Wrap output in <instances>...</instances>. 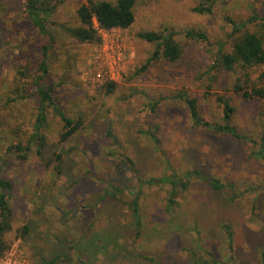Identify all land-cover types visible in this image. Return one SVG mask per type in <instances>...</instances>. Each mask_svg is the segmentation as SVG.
<instances>
[{
    "label": "rangeland",
    "instance_id": "rangeland-1",
    "mask_svg": "<svg viewBox=\"0 0 264 264\" xmlns=\"http://www.w3.org/2000/svg\"><path fill=\"white\" fill-rule=\"evenodd\" d=\"M51 1L55 24L48 27L53 42L44 82L54 86L55 105L69 117L81 116L83 128L59 143L62 121L50 108L40 155L34 141L26 159L8 149L32 133L33 78L40 48L49 41L33 27L20 0H0V170L13 184L11 229L4 235L8 248L0 264H38L41 254L59 255L54 264H211L215 259L261 264L264 159L255 151L264 134V98H244L232 90L239 69L209 67L216 41H227L231 31L227 18L264 17V0H216L209 13L193 11L203 0H137L134 22L126 29L102 30L97 43L78 42L60 26L76 25V7L86 0ZM166 27L178 32L180 58L147 62L154 46L137 33ZM188 29L204 31L208 40L186 37ZM246 29L264 39V20L251 21ZM105 64L120 74L109 94L96 77ZM249 72L251 83L264 86V66ZM178 92L194 97L208 121L221 119L216 98H228L234 107L231 123L255 142L194 125L186 106L173 97ZM108 128L117 142L105 135ZM55 153L63 156L61 174L51 169L54 162L46 163ZM125 156L141 178L195 169L229 185L216 191L192 179L169 213L164 211L167 186H142L144 224L135 236L129 201L137 189ZM103 180L124 193L99 201ZM24 224L31 230L21 239Z\"/></svg>",
    "mask_w": 264,
    "mask_h": 264
},
{
    "label": "trees",
    "instance_id": "trees-1",
    "mask_svg": "<svg viewBox=\"0 0 264 264\" xmlns=\"http://www.w3.org/2000/svg\"><path fill=\"white\" fill-rule=\"evenodd\" d=\"M136 1L137 0H86V2L80 3L76 7L77 24L73 26L62 24L60 26L69 37L78 42L97 43L101 40L100 32L102 30L108 31L114 28L126 29L134 22V6ZM215 1L216 0H203L200 4L193 7V11L209 13L212 11ZM20 2L33 27H35L41 35L47 36L49 41L48 45H43L40 48L41 59L38 62L33 78L34 87L32 96H34L35 115L32 133L30 137L23 142L18 141L15 144H11L8 148L13 153H16L17 158L26 159L30 150L31 141L35 142L36 153L38 155L41 154L42 148L46 145V138L42 129L47 124V115L50 108L53 109L62 121V128L57 138L58 142L61 144L68 141L83 128V118L81 116H76L75 118L69 117L60 107L55 105L53 99L55 96L54 86L44 82L49 70L48 49L53 42V35L48 27L55 24L52 17L56 10V4L51 0H20ZM248 19L247 21L236 22L227 18L226 21L232 24L231 31L227 34V41H216L217 50L209 70L215 72L222 69L224 71L234 72L236 69H239L241 74L237 75L234 79L231 86L232 90L236 93H240L244 98L263 99L264 86H257V84L251 83L249 69L257 65L264 66V39L262 35L248 31L246 25L254 20H264V17L259 18L257 16H251ZM177 33V31L167 27L158 31H139L137 36L146 42L152 43L154 46L147 62L152 59H162L170 63L178 61L182 53V48L174 38ZM184 35L191 39L208 40V36L202 30L188 29L184 31ZM227 44H229L228 49L226 48ZM115 84L116 82H105L102 85V87L105 88V94L112 93ZM173 97L186 106L188 115L194 125L203 127L217 134L227 135L234 140L255 142V140H252L247 134L238 132L235 125L231 123L234 107L229 103L228 98L224 96H218L216 98L217 102L222 105L221 119L219 121H208L204 119L199 112L197 101L194 97L188 96L184 92H178V94ZM105 135L111 138L113 142H117L110 128H108ZM149 135L152 138L155 137L153 133ZM255 155L264 159V134L260 137ZM123 162L131 170L132 176L136 182L137 190L132 192L129 201V208L131 209L130 221L132 222L135 236L140 234V230L143 229L142 226L144 224L140 214V197L142 195L140 188L142 186H167L166 193L168 197L164 200V211L169 213L172 211L173 206L178 204L177 197L179 194L188 190L192 179L204 181L209 187L216 191L222 190L225 186L229 185V183L217 177L205 176L195 169L187 170L180 175L177 173H166L159 177L141 178L132 158L125 156ZM46 163L47 165L53 163L51 169L56 174L63 173L64 165L61 153H55L54 157L48 159ZM102 183L104 188L99 196V201H112L117 195H122L125 191V189L117 184L104 180ZM12 191V182L3 177V172L0 170V256L8 248V244L4 240V235L11 229L12 208L10 205V198L12 196ZM30 230V226L24 224L20 227L19 237L24 239ZM227 239L230 245V231H227ZM59 258V255H55L47 259L45 255L41 254L39 255L38 264H54ZM212 261L211 264H228L226 261H219L217 259ZM261 264H264V261H262Z\"/></svg>",
    "mask_w": 264,
    "mask_h": 264
},
{
    "label": "built area",
    "instance_id": "built-area-1",
    "mask_svg": "<svg viewBox=\"0 0 264 264\" xmlns=\"http://www.w3.org/2000/svg\"><path fill=\"white\" fill-rule=\"evenodd\" d=\"M109 64H105V69L98 70L96 77L102 79L105 82H115L120 78V74Z\"/></svg>",
    "mask_w": 264,
    "mask_h": 264
},
{
    "label": "crops",
    "instance_id": "crops-1",
    "mask_svg": "<svg viewBox=\"0 0 264 264\" xmlns=\"http://www.w3.org/2000/svg\"><path fill=\"white\" fill-rule=\"evenodd\" d=\"M117 83V81H115Z\"/></svg>",
    "mask_w": 264,
    "mask_h": 264
}]
</instances>
